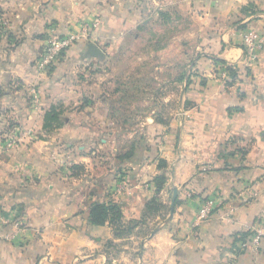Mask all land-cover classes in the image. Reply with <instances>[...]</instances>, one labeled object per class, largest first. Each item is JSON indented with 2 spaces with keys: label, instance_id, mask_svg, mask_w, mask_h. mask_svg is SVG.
Wrapping results in <instances>:
<instances>
[{
  "label": "crops",
  "instance_id": "obj_1",
  "mask_svg": "<svg viewBox=\"0 0 264 264\" xmlns=\"http://www.w3.org/2000/svg\"><path fill=\"white\" fill-rule=\"evenodd\" d=\"M95 21L40 67L53 30ZM138 39L143 76L120 81ZM216 59L242 80L227 84ZM51 110L61 125L47 129ZM204 195L216 205L200 222ZM95 203L131 232L92 224ZM263 213L264 0H0V264H264L237 239Z\"/></svg>",
  "mask_w": 264,
  "mask_h": 264
},
{
  "label": "built area",
  "instance_id": "obj_2",
  "mask_svg": "<svg viewBox=\"0 0 264 264\" xmlns=\"http://www.w3.org/2000/svg\"><path fill=\"white\" fill-rule=\"evenodd\" d=\"M98 25V21H95L93 23H86L82 28L72 29L65 33L53 30V33L44 44L39 60L40 67L42 69H48L55 65L80 38H89ZM244 40L247 48L253 51L261 42L259 31L255 28H248L244 34ZM224 73H227L226 68ZM13 144H16L15 139L11 140L10 146ZM215 205L216 203L213 199L204 201L198 213L200 222L205 221L210 216ZM240 247L242 249L252 250L253 252H257L264 247V213L254 225L251 234L242 242Z\"/></svg>",
  "mask_w": 264,
  "mask_h": 264
},
{
  "label": "trees",
  "instance_id": "obj_3",
  "mask_svg": "<svg viewBox=\"0 0 264 264\" xmlns=\"http://www.w3.org/2000/svg\"><path fill=\"white\" fill-rule=\"evenodd\" d=\"M217 62L221 65H226V63L223 60L216 59ZM225 63V64H224ZM226 70L229 73V78L226 80L227 84H232L234 83L236 78H240L242 80V72H241V66L240 65H226ZM200 81V83H204ZM187 84L191 85V78H188ZM61 122L59 120L58 112L55 110H51L46 114V119H45V126L47 129H53L52 127L54 126H60ZM160 166L161 167H166L167 163L164 159L160 160ZM158 186L159 188L162 187L163 183L166 181V176L165 175H160L158 176ZM210 196H205L204 195V200H210ZM162 209V206L159 204L157 200H152L148 205H147V210L149 212H158ZM215 209V207H214ZM212 210V212L214 211ZM211 212V214H212ZM210 214V216H211ZM209 216V217H210ZM122 212L120 208L115 205V204H105V203H95L91 207L90 213H89V219L92 224L96 225H102L107 222V220H110L112 223L116 224L117 229H118V234H126L130 233L132 230V227L129 226L127 228H123V223H122ZM208 217V218H209ZM127 230V232H126ZM124 231V232H123ZM120 232V233H119ZM251 232H243L237 234V239L245 240Z\"/></svg>",
  "mask_w": 264,
  "mask_h": 264
},
{
  "label": "rangeland",
  "instance_id": "obj_4",
  "mask_svg": "<svg viewBox=\"0 0 264 264\" xmlns=\"http://www.w3.org/2000/svg\"><path fill=\"white\" fill-rule=\"evenodd\" d=\"M146 42L147 41H145V40L138 39V40H132L131 42H127L126 44L123 45V49L125 50V53L123 54V57H121L119 60L120 61L119 66H121L119 70L123 73V75L120 76V81H123V82L131 81V77L133 76L132 71H136V70H139L143 76V72H142L143 68H141V67H144L143 65H144L145 61L143 60L142 57H139L140 58L139 59L138 56H136V55H140V54H139V52H134L135 51L134 49L137 48V51L139 50L140 52H142L141 48H142L143 44H146ZM151 44H153V43H151ZM150 59H152L151 62H153L154 58L151 57ZM140 62H142V63H140ZM187 66H188V68L186 69L187 70L186 79H188L190 76H192L195 73V70L191 68V64H188ZM137 67H139L140 69H137ZM129 72L131 74H128ZM116 78H114V79H116ZM152 107H154V106H152ZM137 108L140 109V108H142V106H138ZM140 123H141L140 121H136L135 125L140 127L141 126V125H139ZM36 138L37 137H33V139H36ZM13 139H15V138H11L10 140H13Z\"/></svg>",
  "mask_w": 264,
  "mask_h": 264
},
{
  "label": "water",
  "instance_id": "obj_5",
  "mask_svg": "<svg viewBox=\"0 0 264 264\" xmlns=\"http://www.w3.org/2000/svg\"><path fill=\"white\" fill-rule=\"evenodd\" d=\"M88 52H90V54H92V55H102V51L94 43H89V45H88ZM177 196H178V190L177 189H174V196H173V200H172L171 215L174 214V208H175Z\"/></svg>",
  "mask_w": 264,
  "mask_h": 264
}]
</instances>
